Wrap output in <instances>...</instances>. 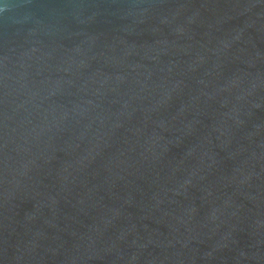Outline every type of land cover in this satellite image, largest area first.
I'll return each mask as SVG.
<instances>
[{
	"label": "water",
	"instance_id": "obj_1",
	"mask_svg": "<svg viewBox=\"0 0 264 264\" xmlns=\"http://www.w3.org/2000/svg\"><path fill=\"white\" fill-rule=\"evenodd\" d=\"M0 264H264V0H0Z\"/></svg>",
	"mask_w": 264,
	"mask_h": 264
}]
</instances>
